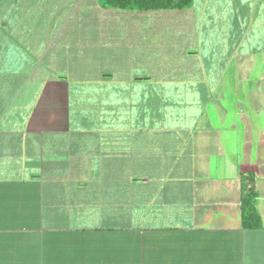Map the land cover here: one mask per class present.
I'll list each match as a JSON object with an SVG mask.
<instances>
[{"label": "crops", "instance_id": "0c3cea01", "mask_svg": "<svg viewBox=\"0 0 264 264\" xmlns=\"http://www.w3.org/2000/svg\"><path fill=\"white\" fill-rule=\"evenodd\" d=\"M0 264H264V0H0Z\"/></svg>", "mask_w": 264, "mask_h": 264}, {"label": "trees", "instance_id": "16d2710c", "mask_svg": "<svg viewBox=\"0 0 264 264\" xmlns=\"http://www.w3.org/2000/svg\"><path fill=\"white\" fill-rule=\"evenodd\" d=\"M107 8L123 10H162L187 9L192 7L194 0H99ZM242 219L244 225L255 228L261 226V215L256 205V191L254 178L251 175H242Z\"/></svg>", "mask_w": 264, "mask_h": 264}]
</instances>
